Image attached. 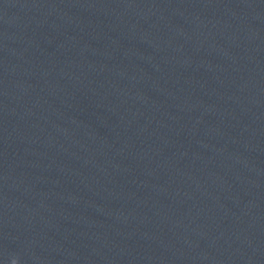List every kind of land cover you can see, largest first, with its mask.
I'll list each match as a JSON object with an SVG mask.
<instances>
[{
	"label": "clouds",
	"instance_id": "1",
	"mask_svg": "<svg viewBox=\"0 0 264 264\" xmlns=\"http://www.w3.org/2000/svg\"><path fill=\"white\" fill-rule=\"evenodd\" d=\"M13 264H16V261L15 260L13 261Z\"/></svg>",
	"mask_w": 264,
	"mask_h": 264
}]
</instances>
